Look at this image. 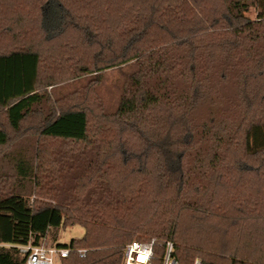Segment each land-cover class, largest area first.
I'll return each mask as SVG.
<instances>
[{
    "label": "trees",
    "instance_id": "obj_1",
    "mask_svg": "<svg viewBox=\"0 0 264 264\" xmlns=\"http://www.w3.org/2000/svg\"><path fill=\"white\" fill-rule=\"evenodd\" d=\"M109 70L112 113L99 76L47 92ZM73 226L60 264L151 237L178 264H264V0H0V264Z\"/></svg>",
    "mask_w": 264,
    "mask_h": 264
},
{
    "label": "rangeland",
    "instance_id": "obj_2",
    "mask_svg": "<svg viewBox=\"0 0 264 264\" xmlns=\"http://www.w3.org/2000/svg\"><path fill=\"white\" fill-rule=\"evenodd\" d=\"M247 18L253 20L255 17V13L253 9H250L248 13L245 15ZM124 69V68H123ZM99 76V81L98 84H95L94 90L96 91V96L98 95L102 104L105 106V110L108 113H112L116 107V103L119 97V90L117 88H120V85L122 83V77L120 75V72L118 70H109L106 72H103L102 74L99 75H84L79 78L75 77H67V76H62L58 77L55 79L54 82H52V86L47 88V92L51 94L52 97H55L57 95L63 96L67 95L70 93H73L74 91L78 89H82L85 84L88 82H93L94 80H97L96 77ZM94 103V102H93ZM60 145V144H59ZM58 144L54 145V150L59 147ZM62 150V148H61ZM208 196H199L200 202L203 204L207 200ZM40 200V199H39ZM208 201V200H207ZM33 202V198L30 200V203ZM134 214V213H133ZM148 214L151 216V222L159 224V222L166 221V218L161 219L160 217H153L152 212H144V211H135L134 218L136 221L141 220L140 218L142 217H148ZM131 222H133L132 219L129 218ZM158 220V221H157ZM203 233H201V237H204V230H202ZM206 232V231H205ZM84 232L83 229L80 226H73V227H68L65 229L62 228H57V227H50L47 232L45 237L39 242L43 243L46 245H58V244H68L71 240H78L82 238ZM199 235V234H198ZM199 237V236H198ZM200 238V237H199ZM155 239L158 242H161L159 239H156L154 237H151L150 240ZM145 241L149 239H144ZM212 242V240H211ZM247 248V244H245L242 241V247ZM204 248V252L206 254H217V247L212 244L211 247ZM195 259H199L202 261V255H195ZM194 259V260H195Z\"/></svg>",
    "mask_w": 264,
    "mask_h": 264
},
{
    "label": "built area",
    "instance_id": "obj_3",
    "mask_svg": "<svg viewBox=\"0 0 264 264\" xmlns=\"http://www.w3.org/2000/svg\"><path fill=\"white\" fill-rule=\"evenodd\" d=\"M156 241H133L123 248L122 264H178L173 257V245L165 242L161 256L155 254ZM20 252L25 255V264H60L62 259H66L72 252L70 248L59 247L57 245H46L38 243L20 248ZM78 257L83 258L86 250L75 251ZM192 264H203L199 259H195Z\"/></svg>",
    "mask_w": 264,
    "mask_h": 264
}]
</instances>
